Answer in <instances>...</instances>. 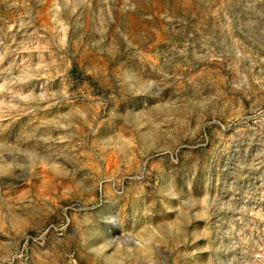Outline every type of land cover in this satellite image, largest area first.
I'll return each instance as SVG.
<instances>
[{
  "label": "rangeland",
  "instance_id": "374dc122",
  "mask_svg": "<svg viewBox=\"0 0 264 264\" xmlns=\"http://www.w3.org/2000/svg\"><path fill=\"white\" fill-rule=\"evenodd\" d=\"M0 264H264V0H0Z\"/></svg>",
  "mask_w": 264,
  "mask_h": 264
}]
</instances>
